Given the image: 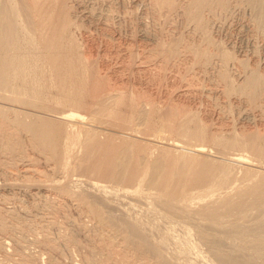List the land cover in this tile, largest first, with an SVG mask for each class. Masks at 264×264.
<instances>
[{
  "label": "bare ground",
  "instance_id": "1",
  "mask_svg": "<svg viewBox=\"0 0 264 264\" xmlns=\"http://www.w3.org/2000/svg\"><path fill=\"white\" fill-rule=\"evenodd\" d=\"M235 17L264 44V0H0V264H264V66L215 39Z\"/></svg>",
  "mask_w": 264,
  "mask_h": 264
},
{
  "label": "rangeland",
  "instance_id": "2",
  "mask_svg": "<svg viewBox=\"0 0 264 264\" xmlns=\"http://www.w3.org/2000/svg\"><path fill=\"white\" fill-rule=\"evenodd\" d=\"M234 22V23H233ZM228 23H230V24H228ZM228 25V26H227ZM239 19L237 18V17H235V18H233V20H231V21H227V22H225V24H223V26L221 27V28H219V29H217L216 30V32H215V39L217 40L218 39V41H219V38H221L220 40H221V42H223L224 43V41H225V44L227 45V42H228V48L230 49H234V52L236 53V55H237V57L238 58H244V57H246V58H250V57H252V55L255 53L254 52V48L252 47L253 46V44L255 45H259L258 46V50H257V53H256V55L257 56H259V61L262 63V65L264 66V56H263V54H264V44L262 43L261 44V42L262 41H256L255 43H253L251 40L250 41H248V39H249V36H251V35H248V33L247 32H245L244 30H243V27H242V29H241V25H240V27H239ZM227 28V29H226ZM238 28V29H237ZM239 28L241 29V30H239ZM234 30V31H233ZM239 32V33H238ZM216 33H217V36L219 37H216ZM224 33V34H223ZM236 33V34H235ZM246 34H247V41H246ZM231 35V36H230ZM223 36V37H222ZM229 36V37H228ZM224 38V39H223ZM228 40V41H227ZM255 41V40H254ZM259 42H260V44H259ZM229 43H230V45H229ZM248 43V44H247ZM232 45V47H229V46H231ZM250 45V46H249ZM234 47V48H233ZM245 54V55H244ZM259 54V55H258ZM235 55V56H236ZM203 106L205 107V106H207L208 107V105L206 104V103H204L203 104ZM202 106H200L199 107V111H203L204 109H203V107L201 108ZM201 108V109H200ZM201 113V112H200ZM211 114H212V121L213 122H218V120H217V114H216V110H211ZM231 116V115H230ZM232 117L233 118H231V117H228V119H230V120H232L231 122H229V123H235V126L237 125V128H240L241 129V127L243 126V127H246V128H252V127H255V125L253 126V124H254V122L251 120V122H249V121H244L242 124H240L239 122H236L235 120H236V117H234V115H232ZM229 120H227V122H228ZM225 122H226V120H225ZM225 122H223V123H225ZM245 124V125H244ZM248 124V125H247ZM250 124H252V126H250ZM249 126V127H248ZM242 127V128H243ZM214 154V153H213ZM9 171L10 172H14V174L13 173H11V175L10 174H8V175H1V177H0V190H2V192L5 194V195H10V193H9V189L7 188V190H6V188H3V187H5L4 185H2V184H4L6 181H7V179H8V181H11V180H13L12 178H13V176L14 177H17V174L19 173V170H16L15 169V171L13 170L12 171V168H9ZM16 173V174H15ZM10 176H12L11 178H10ZM4 177V178H3ZM5 189V190H4ZM1 192V191H0ZM9 202L8 203H6V206H7V208H11V206L12 205H10V207H8L9 205ZM180 231L178 230V231H176V234L178 233V234H180V236H182L181 235V233H179ZM33 236H32V238H31V236H28V235H30L29 233L27 234L26 233V237L25 238H23V240H24V244H25V248H24V250L27 252V253H29V250H30V252H33V253H35L36 252V255H39L40 253H39V251H37L38 249H37V247L36 248H34L35 246H31L32 245V240L36 237V236H34V233H31ZM17 236H20V234H18ZM2 237V238H1ZM7 236L6 235H1L0 234V241H1V239H2V241L1 242H4L3 241V239L5 238V242L7 241V238H6ZM30 239H29V238ZM29 239V240H28ZM32 239V240H31ZM22 240V239H21ZM31 240V241H30ZM8 241H9V243H8ZM8 241L6 242V243H8L9 244V246H6V251H4V252H2V253H4V254H1L0 253V257L3 259V255H11V253L13 252V248H11V247H13V243L12 244H10L11 243V241H10V239H9V237H8ZM26 244L28 245V246H26ZM12 245V246H11ZM10 247V248H9ZM27 247H30V248H27ZM4 249V250H5ZM37 249V250H36ZM202 249V250H201ZM197 250H198V252H199V254H204V248L202 247H198L197 248ZM8 252V253H7ZM11 252V253H10ZM201 252V253H200ZM40 258H41V260H40ZM2 259H0V260H2ZM45 258H44V256H40L39 257V261H43V262H40V264L42 263V264H45V260H44ZM6 260H8V258H6ZM5 260V258H4V260H3V262H4V264L5 263H9L8 261H6Z\"/></svg>",
  "mask_w": 264,
  "mask_h": 264
}]
</instances>
